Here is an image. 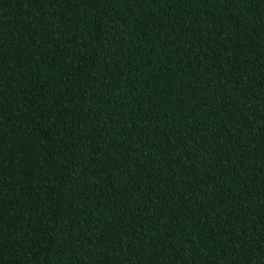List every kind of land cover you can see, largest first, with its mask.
I'll return each instance as SVG.
<instances>
[{"label":"trees","instance_id":"trees-1","mask_svg":"<svg viewBox=\"0 0 264 264\" xmlns=\"http://www.w3.org/2000/svg\"><path fill=\"white\" fill-rule=\"evenodd\" d=\"M0 264H264V0H0Z\"/></svg>","mask_w":264,"mask_h":264}]
</instances>
